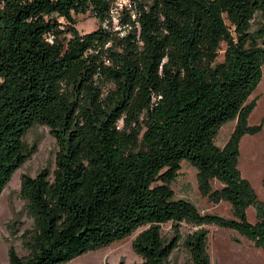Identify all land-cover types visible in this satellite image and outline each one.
<instances>
[{
	"label": "trees",
	"instance_id": "1",
	"mask_svg": "<svg viewBox=\"0 0 264 264\" xmlns=\"http://www.w3.org/2000/svg\"><path fill=\"white\" fill-rule=\"evenodd\" d=\"M116 1L0 0V196L37 151L24 142L34 127L58 147L52 172L21 177L31 224L19 236L9 226L23 253L10 245L8 264H65L140 230L131 249L141 264H171L179 248L183 264H211L207 226L264 250V201L237 167L241 139L262 130L248 124V100L264 67V0H129L114 30ZM84 14L98 27L79 34ZM182 161L200 196L228 203L232 218L175 199ZM182 225L196 230L183 236Z\"/></svg>",
	"mask_w": 264,
	"mask_h": 264
},
{
	"label": "rangeland",
	"instance_id": "2",
	"mask_svg": "<svg viewBox=\"0 0 264 264\" xmlns=\"http://www.w3.org/2000/svg\"><path fill=\"white\" fill-rule=\"evenodd\" d=\"M74 19L79 34L92 32L98 27L97 21L90 14L76 15ZM258 19L259 16H256L252 30L256 28ZM117 29L119 30V22ZM252 100H256V105L249 117L248 124L250 126L261 124L262 130L256 136H245L241 139L237 167L242 178L251 184L257 198L264 201V185L262 183L264 178V67L260 84L248 101ZM235 123V121L229 122L221 127L215 139L216 147H224L234 130ZM24 142L28 146L36 145L37 151L17 170L0 196V264H8L7 253L10 245L14 246L18 254L23 253L20 241L10 236L9 226L11 230L17 231V236H19L31 224L23 212L24 204L19 196L21 177H35L41 170L49 169L52 172L55 167L58 147L48 128L34 127L26 135ZM180 166L178 177L171 183L175 199L190 202L202 214H215L226 219L232 218L231 207L228 203L213 205L206 198L200 196L196 170L187 161H182ZM220 187L219 182L213 181V189ZM246 213L248 222L254 223V208H248ZM205 228L208 230V254L211 264H264V250L255 248L250 241L241 237L237 232L212 226ZM161 229L162 235H171L169 224L163 225ZM195 230L190 226L182 225L180 232L185 236ZM140 231L108 247L85 253L65 264H118L120 262L141 264V259L131 249V242ZM170 262L171 264L186 263V254L181 248L177 249L172 254Z\"/></svg>",
	"mask_w": 264,
	"mask_h": 264
},
{
	"label": "built area",
	"instance_id": "3",
	"mask_svg": "<svg viewBox=\"0 0 264 264\" xmlns=\"http://www.w3.org/2000/svg\"><path fill=\"white\" fill-rule=\"evenodd\" d=\"M128 10V11H132V4L130 3L129 0H117L114 5L113 8L111 10L110 16H111V24L114 30H118L117 29V24L119 21V17L121 14L122 10ZM108 22H105L102 24V28L104 29H108Z\"/></svg>",
	"mask_w": 264,
	"mask_h": 264
}]
</instances>
